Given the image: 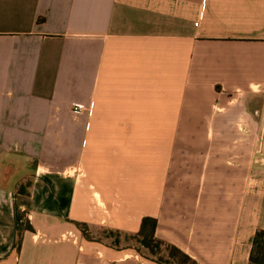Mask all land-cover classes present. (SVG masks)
I'll use <instances>...</instances> for the list:
<instances>
[{
  "label": "crops",
  "instance_id": "1",
  "mask_svg": "<svg viewBox=\"0 0 264 264\" xmlns=\"http://www.w3.org/2000/svg\"><path fill=\"white\" fill-rule=\"evenodd\" d=\"M148 216L252 264L264 0H0V264H159L98 235Z\"/></svg>",
  "mask_w": 264,
  "mask_h": 264
},
{
  "label": "trees",
  "instance_id": "2",
  "mask_svg": "<svg viewBox=\"0 0 264 264\" xmlns=\"http://www.w3.org/2000/svg\"><path fill=\"white\" fill-rule=\"evenodd\" d=\"M157 225L158 220L154 217L148 216L143 218L141 229L136 234H125L118 230L109 229L111 236L114 238V241L111 245L117 248H122L123 246H121L120 235H130V238L136 240L141 246L150 252V254L153 256L151 260L159 264H196V262L181 249L157 238ZM79 227L86 237L91 238L88 232V226L86 224L80 223ZM163 248L170 252L168 257L169 259L167 260L161 256V251ZM155 256L157 259L154 258ZM251 262L252 264H264V230H260L256 234L254 239V247L251 254Z\"/></svg>",
  "mask_w": 264,
  "mask_h": 264
},
{
  "label": "rangeland",
  "instance_id": "3",
  "mask_svg": "<svg viewBox=\"0 0 264 264\" xmlns=\"http://www.w3.org/2000/svg\"><path fill=\"white\" fill-rule=\"evenodd\" d=\"M98 235H101L102 237L107 239L110 244H112V242L114 241V238L111 236L109 229H103V230L100 229L98 231ZM120 238H121V246L132 247V248L136 249L138 252L140 251L139 253L143 254L145 257H148L150 259L153 258V256L150 254V252L146 248L141 246L136 240L130 238V235L121 234ZM169 255H170V252L167 251L165 248H163L161 251V256L167 260V259H169L168 258ZM154 258L157 259L156 256Z\"/></svg>",
  "mask_w": 264,
  "mask_h": 264
},
{
  "label": "built area",
  "instance_id": "4",
  "mask_svg": "<svg viewBox=\"0 0 264 264\" xmlns=\"http://www.w3.org/2000/svg\"><path fill=\"white\" fill-rule=\"evenodd\" d=\"M196 25H198V23H196ZM85 109H86V106L83 105V104H76L73 107V111L75 113H79V114L82 113V112H84V111H86Z\"/></svg>",
  "mask_w": 264,
  "mask_h": 264
}]
</instances>
